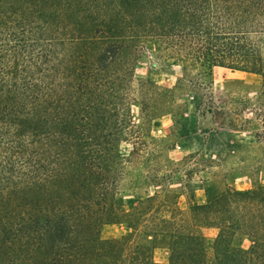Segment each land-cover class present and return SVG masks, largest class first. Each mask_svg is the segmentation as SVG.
Listing matches in <instances>:
<instances>
[{
  "label": "trees",
  "instance_id": "obj_1",
  "mask_svg": "<svg viewBox=\"0 0 264 264\" xmlns=\"http://www.w3.org/2000/svg\"><path fill=\"white\" fill-rule=\"evenodd\" d=\"M141 42L260 74L264 0H0V264H163L161 245L166 264H264V186L192 206L193 226L219 230L213 242L167 217L146 244L101 238L108 225L138 231L156 202L128 206L119 189L136 127L121 114L120 65Z\"/></svg>",
  "mask_w": 264,
  "mask_h": 264
},
{
  "label": "rangeland",
  "instance_id": "obj_2",
  "mask_svg": "<svg viewBox=\"0 0 264 264\" xmlns=\"http://www.w3.org/2000/svg\"><path fill=\"white\" fill-rule=\"evenodd\" d=\"M148 47L134 44L120 65L128 85L121 114L136 127L119 147L127 160L119 189L128 206L139 198L156 202L138 231L108 225L101 238L130 236L131 247L146 244L152 219L167 217L213 242L219 230L193 226L192 206L208 205L229 188L264 186V72L193 67L165 44L159 52ZM235 243L245 250L253 245L244 236ZM170 257L167 245L156 246L155 262Z\"/></svg>",
  "mask_w": 264,
  "mask_h": 264
}]
</instances>
